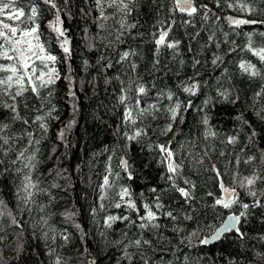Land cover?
<instances>
[{
	"label": "trees",
	"instance_id": "16d2710c",
	"mask_svg": "<svg viewBox=\"0 0 264 264\" xmlns=\"http://www.w3.org/2000/svg\"><path fill=\"white\" fill-rule=\"evenodd\" d=\"M56 2L62 9L66 26L70 28V57L63 53L56 34L49 28L55 11L47 0H16V6L22 7L26 14L36 8L38 19L35 23L40 25L41 38L48 41L49 50L57 57L65 55L69 72L50 89L41 91L42 96L52 91L50 104L46 101L42 104L31 93L25 94L29 110L25 111L21 106L20 114L29 120L28 125L12 122L9 110L0 107V121L11 124L0 135L13 138L12 150L6 157L0 155V159H15L23 149H27L26 155L35 154L36 167L31 175L34 182H39L38 188L42 189L36 192L35 203L24 205L17 198L21 177L14 170L0 176V198L19 221V225H15L8 215L0 218L4 229L0 236L5 237L0 240V264H55L52 261L54 257L62 259L60 264H92L93 261L96 264H264V207L247 210L239 204L231 209L219 205L213 207L215 199L224 196L220 180L226 187H234L243 203L252 205L259 201L264 204V184L257 182L253 186L256 197L248 194L247 186L240 187L243 177L262 167L260 152L264 150V139L258 136L254 145L244 147L248 144L247 135L251 133L247 125L242 126L236 119L243 113L252 127L258 123L250 106L254 94L264 87V80L242 73L239 63L250 62L264 73V61H260L247 47L249 34H252L253 48L264 47V36L260 35L264 33V24L237 27L225 19L232 16L262 21L264 12L260 9H264V0H227V3L248 4L257 9L254 13L229 8L225 0H220L219 5L215 0H195L197 6L207 5L210 9L207 19H204L203 11L192 17L178 11L171 12V0H137L136 7L126 18L127 23H137V27L124 32L121 37L123 43L115 40L121 19L116 9L108 7L104 14L110 18L101 20L89 0ZM0 19L5 20V16H0ZM158 21L165 22L164 27L175 21L169 39L180 41L177 52L162 47L157 55L152 34L159 30ZM7 22L13 23L11 20ZM110 42H114L112 46H109ZM52 44L57 48H52ZM233 48L236 50L232 51ZM131 50L137 54L127 61H120V55ZM214 53L223 55V63H211ZM194 58L201 61L195 68L192 67ZM156 60L159 64L154 69ZM109 63L112 67H107ZM132 63L137 65L134 70ZM190 78L200 84L194 96L184 93L180 87L185 82L190 83ZM130 82L131 91L127 94L133 98V103L137 84L143 83L149 89L148 95L140 99L141 107L157 103L158 94L168 91L175 94L173 100L177 97L185 103L191 100L193 107L184 113L185 122L180 124L178 118L173 132L160 135L159 128L167 123L164 109L171 103L167 98H160L161 111L157 118L146 117L137 121L135 126L146 128L148 134L139 142L128 141L125 134L131 135L134 126L124 123L126 105L120 103L119 98L121 90L128 89ZM225 89L233 97L239 95L240 99L235 104L223 101L218 91ZM73 91L75 97L71 95ZM208 98H211V103L205 107L203 102ZM262 103L264 99L257 100L256 108ZM52 106L55 107L54 116L60 119L66 114L67 120L60 127L56 126L58 119L49 120L48 131L44 134L32 121L35 115H43ZM36 109L41 111L37 113ZM205 113L213 130L219 133L215 138L204 137L205 126L201 121ZM72 120L75 124L66 128ZM62 129L65 135L60 139ZM256 130L261 133V128ZM26 132H32V140L40 143L29 144ZM237 134L239 143H226L228 136ZM169 141L173 149L179 148L178 159L183 160L177 185L188 187L183 182L185 179L196 185L190 204L172 190L171 182L167 180L169 174L160 163L161 153L154 147ZM124 153H127L125 157L134 169L131 180L117 167L118 157ZM110 156L112 169L120 173V179H114V187L107 190V198L101 201L100 186ZM237 156L241 161L238 165L235 162ZM248 156H256L257 159L246 164L244 161ZM201 157L202 163H198ZM213 165L220 171L219 178L212 171ZM5 167L14 169L23 165L18 161L15 166L6 163ZM121 186L130 187L139 212L129 210L123 204L120 208L109 206L119 201L117 193ZM152 188L157 191L153 193L150 191ZM209 192L213 195L209 196ZM157 195L164 205L159 210L153 207L158 216L155 223L160 227L140 229L139 224L146 223L139 219L145 214L143 204H153ZM169 211L175 220L163 215ZM241 211L248 213L246 218L242 217L243 237L231 233L210 245H201L196 238L191 242L187 240L192 232L206 235L207 225H218L227 215ZM109 215H126L130 219L117 220L108 228L105 221ZM189 215L193 219H185ZM83 231H86V239L82 238ZM64 236L79 241L70 253L62 246ZM136 239L141 240L139 247L132 243ZM144 240L151 241V244H143Z\"/></svg>",
	"mask_w": 264,
	"mask_h": 264
},
{
	"label": "snow or ice",
	"instance_id": "6c2138e0",
	"mask_svg": "<svg viewBox=\"0 0 264 264\" xmlns=\"http://www.w3.org/2000/svg\"><path fill=\"white\" fill-rule=\"evenodd\" d=\"M67 2V0H65ZM155 2V0H154ZM217 5H219L220 0H215ZM47 3L51 6L52 9L55 10V18L53 21L49 23V28L56 34L57 41L62 49L63 53L66 56H71V47L70 40L67 35V28L64 26L65 22L61 19V11L62 9L57 5L56 0H47ZM96 6L100 11L101 20H108L110 17L104 14L105 4L108 7L114 8L121 14V19L119 20L120 30H118V34L116 35V42L123 43L121 37L124 35L125 31H130L137 27V23H127L126 18L131 14L134 8L137 5V0H95ZM172 8L171 12H179L186 13L189 17L194 16L199 11H203L204 19H207V13L210 11L207 5H199L195 4V0H171ZM227 7L236 8L238 11L254 13L257 11L256 8L242 3H227L225 0ZM261 12H264V9H260ZM0 16H6L7 20L11 21H19L15 26L10 23H6L3 19H0V107L6 108L11 113L10 120L12 122L20 121L24 125L29 124V120L20 114L21 106L25 111L29 110V104L27 103L26 93L33 94L36 98H38L43 104L45 101L50 104L51 101L49 97L52 96V91L49 90L47 95L42 96L41 91L44 89H50L51 86L55 85L56 81L60 79L59 71L56 68L57 63V55L54 52L49 50L48 41H42L40 35V25L35 23L38 19V14L36 8L31 9L30 14H26L24 9L16 7V0H0ZM225 19L231 25L241 26L248 24H256L261 23L264 24V20L256 21L249 19H242L237 17L228 16ZM163 21H158L159 30L156 33H153L154 43L156 45V53L157 55L160 53L161 48L172 49L174 52H177L179 49L180 41L178 39L172 38L169 39V34L172 32V24L175 21H171L167 27H164ZM186 23H190L187 21ZM30 25V26H29ZM101 28L104 27L103 24L100 25ZM251 35L249 34V43L248 50L253 52L254 55L259 57L260 61H264V47L256 49L252 47ZM261 36H264V33H260ZM211 40L212 37H209ZM114 42H110L109 46H112ZM219 48V44L216 45ZM91 47V45H89ZM236 49L233 48L232 51ZM137 53L134 50L124 51L119 59L120 61H127L130 56H135ZM224 57L220 54H213V58L211 63L213 65H217L219 63H223ZM87 63V62H85ZM183 63V61H181ZM201 61L197 59H193L192 67L195 68L196 65L200 64ZM159 64V60H156L153 64V68H156V65ZM107 67H112L111 63L107 65ZM132 69L134 70L137 65L135 63L131 64ZM239 68L242 73L247 74L249 77H260L264 80V73L261 72L260 69L256 67V65L241 61L239 63ZM225 71H227L225 69ZM119 79V77H117ZM190 83L185 82L180 87L184 93H187L189 96H194L198 93L200 89V84L198 81L190 78ZM123 83V82H121ZM131 91V82L129 83L128 89H122L120 96V103L126 105V111L124 113V123L130 124L134 126V130L131 135L125 134V137L128 141H137L139 142L140 138L146 136L147 129L144 127H135L137 125V121H143L146 117H151L152 119L157 118V114L161 111L159 105L160 98H167L171 103L164 109L167 112V123L164 127L159 128L160 135H167L168 133L173 132V125L176 123L179 118L180 124L185 122V115L187 111L193 107L191 100H188L186 103L181 101L178 97L173 100L174 93L172 91H168L167 93H159L157 103L148 104L147 107L140 106V99L143 96H147L149 89L143 83L137 84L136 88V98L133 103V98L129 96L127 93ZM73 97H75V92L71 93ZM218 96L221 97L223 101L230 102L235 104L239 99V95L232 96V93L225 89L224 91H218ZM7 97V99H5ZM229 97H232L229 99ZM264 99V87L260 89V91L256 92L253 96V104L250 106L253 108V115L256 117L258 123H256V127H252L248 120L244 118L243 113L236 117L237 120L241 121L242 126L247 125L250 130V135H247L248 144L244 145V147H248L249 145H254L257 141L256 138L261 136L264 139V136L261 133H264V103L260 105L259 108H256L255 102L257 100ZM209 103H211V98L206 99L203 102V105L206 107ZM183 110V111H182ZM202 110V109H201ZM37 113L41 110L36 109ZM55 107L52 106L48 111H46L43 115L37 114L33 118V123L39 126V129L42 133L46 134L49 128V120L58 119V116H54ZM209 117L205 113L202 118V124L205 126L204 137L205 139L211 137L215 138L219 135V133L213 130L212 126L209 123ZM75 124V121H69L66 128H71ZM11 124L3 123L0 121V133H3L5 129H9ZM256 128H261V133H258ZM153 131H157L153 129ZM178 131V129H177ZM28 137L29 144H39V140H32L33 133L26 132ZM65 135V130L62 129L59 133L60 139H63ZM12 137L0 135V155L7 156L8 152L12 150L11 141ZM175 139V136H173ZM226 143L228 144H237L239 143V135H230L226 139ZM149 147H153V145H149ZM156 149L161 153L160 163L164 164L167 173V180L171 182L172 190L178 192L180 196L184 199L185 203H191L194 199V190L196 188L195 183L190 180L185 179L183 182L188 187H179L176 183L178 177L181 176V170L183 168V160L178 159L179 156V148L173 149L171 147V141L168 143H161L154 145ZM179 147H182L180 145ZM38 151V149H37ZM27 149L20 150L15 159L10 161H6L5 159H0V176H4L5 173L10 170H14L17 176H20V183L17 187V198L19 202L24 205H28L29 203H35L34 196L36 192L42 191V189L38 188V181L34 182L32 179V170L36 167V157L33 155H26ZM115 155V152H113ZM127 153H124L120 157H118V165L117 167L126 173L127 179H133V167L129 163L128 159L125 158ZM207 155V152L204 153ZM223 155V153H221ZM111 159L109 157V163L106 167V174L103 176V181L101 184L102 195L100 196V200L104 201L107 198V190L114 187V179H120V173L114 172L111 166ZM202 157L198 163H202ZM256 156H248L244 161L246 164H251L256 161ZM20 161L23 167H15L14 169L11 167H5V164L8 163L10 166L17 165V162ZM236 164L238 165L240 161V157L237 156ZM260 164L262 167L259 170H253L250 176L243 177L240 182V187H248V194L256 197V191H253L252 188L260 182L264 184V150L260 152ZM212 171H214L217 177H220V171L216 168L215 165L212 166ZM163 178V177H162ZM220 187L225 194L222 197H218L215 199V203L213 207L219 205L225 209H231L233 205L239 204L241 208L247 210L250 207H264V204H260L259 201H254L252 205L243 203L239 200V194L236 192V189L225 187L222 180H220ZM153 193L157 191V189H150ZM119 196V201L116 202L114 206L116 208H120L121 205H125L129 210H134L139 212L137 208V204L135 200L132 198L133 193L130 187L121 186L117 193ZM142 195V194H141ZM209 196L213 195L211 192L208 193ZM101 207H104V204L101 203ZM153 207L159 210L164 207V205L160 202V196L157 195L153 204L144 203L143 208L145 210V214L143 216H139L141 221H146V223H140L139 228L145 229L148 227L159 228L160 225L155 223L158 219L157 212L153 211ZM8 215L11 217L12 224L19 225V221L15 216L12 215L11 211L7 209V205L4 203L3 199L0 198V218ZM168 217H171L173 220L176 219L173 216L171 211L163 213ZM248 213L246 211H241L237 214H230L225 219H223L218 225L217 224H209L207 225L208 234L201 236L199 231L192 232L187 240L191 242L193 238H196L201 245H208L214 242L220 241L223 238H226L227 234L236 233L240 237H243L244 233L241 231L243 227L242 217L246 218ZM129 216H114L109 215L106 218V227L111 228L112 224L117 220L129 221ZM185 219L191 220L192 216H186ZM45 224L47 221H43ZM130 223H135V221H130ZM4 229L2 225H0V232H3ZM5 239L4 236H0V240ZM65 241H67L68 237H64ZM137 247L141 245V240L136 239L132 241ZM143 244L150 245L151 241L144 240ZM56 264H60V259L57 257ZM92 264H96L95 261ZM147 264V262H145Z\"/></svg>",
	"mask_w": 264,
	"mask_h": 264
},
{
	"label": "rangeland",
	"instance_id": "374dc122",
	"mask_svg": "<svg viewBox=\"0 0 264 264\" xmlns=\"http://www.w3.org/2000/svg\"><path fill=\"white\" fill-rule=\"evenodd\" d=\"M89 1H90L91 5L95 8V14H96V16H100V11H99V9L96 6L95 0H89ZM107 9H108V6H107V4H105V10L104 11H106ZM4 21H9V20H7L6 16H5V20ZM18 23H19V21H13V24H18ZM41 40L43 41L42 38H41ZM52 48H57V45L52 44ZM55 66H56V68L59 71V76H60V79L59 80H63L64 76L69 72V65L67 64V58L65 57V55H60L58 57L57 63H56ZM66 120H67V115L65 114L60 119H58V121L56 123V126L57 127H60L61 125L65 124ZM81 235H82V238L83 239H86V231H83L81 233ZM78 243H79L78 239L77 240H72V239H70L68 237L67 241H64V243L62 244V246L67 250V252L70 253L71 250L75 249L79 245ZM59 259H60V263H61V260L62 259L60 257H59ZM56 260H57V257H54L52 259V261L55 264H56Z\"/></svg>",
	"mask_w": 264,
	"mask_h": 264
},
{
	"label": "water",
	"instance_id": "95a60500",
	"mask_svg": "<svg viewBox=\"0 0 264 264\" xmlns=\"http://www.w3.org/2000/svg\"><path fill=\"white\" fill-rule=\"evenodd\" d=\"M57 3V2H56ZM58 5V4H57ZM55 11V10H54ZM61 19L62 20H64V22H65V19H64V17H63V13H62V11H61ZM6 23H9V22H7L6 21ZM14 26L16 25V24H13ZM64 26L67 28V35H68V38H69V40H70V47H71V52H72V37L70 36V28L69 27H67L66 26V22H65V24H64ZM172 27H173V24L171 25ZM126 158V157H125ZM225 185V184H224ZM226 187V186H225ZM229 188V187H228ZM236 192L238 193V191L236 190ZM224 194V193H223ZM225 195V194H224ZM231 214H233V213H231ZM230 215V214H229ZM238 215V214H237ZM228 216V215H227ZM226 216V217H227ZM214 243H216V242H214ZM214 243H212V244H214ZM208 245H210V244H208Z\"/></svg>",
	"mask_w": 264,
	"mask_h": 264
}]
</instances>
